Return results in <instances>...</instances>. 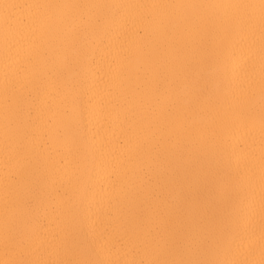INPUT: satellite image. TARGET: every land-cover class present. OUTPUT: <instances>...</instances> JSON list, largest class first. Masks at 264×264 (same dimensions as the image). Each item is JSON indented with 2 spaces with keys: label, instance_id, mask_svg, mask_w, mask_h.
Here are the masks:
<instances>
[{
  "label": "bare ground",
  "instance_id": "6f19581e",
  "mask_svg": "<svg viewBox=\"0 0 264 264\" xmlns=\"http://www.w3.org/2000/svg\"><path fill=\"white\" fill-rule=\"evenodd\" d=\"M0 264H264V0H0Z\"/></svg>",
  "mask_w": 264,
  "mask_h": 264
}]
</instances>
